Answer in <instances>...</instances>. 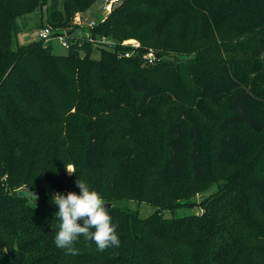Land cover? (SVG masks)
Listing matches in <instances>:
<instances>
[{
  "label": "trees",
  "instance_id": "trees-1",
  "mask_svg": "<svg viewBox=\"0 0 264 264\" xmlns=\"http://www.w3.org/2000/svg\"><path fill=\"white\" fill-rule=\"evenodd\" d=\"M37 1L0 0V264H264V137L254 153L238 136L245 128L264 134V115L256 113L264 111V60L259 58L264 40L251 53L253 61L239 66L222 61L217 73L205 72L212 54L236 50L228 49V38L264 32V0H124L88 29L92 38L111 37L114 47H93L84 37L64 54L54 51L53 42L17 45V19ZM97 1L71 0L68 6L86 8ZM64 4L50 8L48 22L60 24ZM125 39L141 42L138 54L121 55L130 48L121 45ZM97 48L99 57L93 53ZM150 48L159 60L146 64L142 54ZM184 76L191 99L190 88L173 93L174 79L182 83ZM161 92L180 101L177 119L167 124L163 156L140 146L119 149L112 161L105 160L106 118L114 117L112 127L122 125L116 132L133 138ZM221 98L226 101L217 122L216 163L233 168L241 161L247 167L226 178L224 187L204 201L203 213L167 216L164 210L174 213L184 204L150 196L151 175L183 178L189 139L193 177H207L205 129L196 123L186 128L185 122ZM133 156L141 164L127 159ZM69 163L78 172L103 164L107 174L86 182L106 202L128 198L157 210L143 217L112 204L108 209L120 246L99 252L81 237L80 254L66 255L53 243L59 208L48 189L79 195L76 174L66 173ZM135 166L143 170L135 174ZM20 188L39 194L36 205L15 193ZM182 194L175 199L186 197Z\"/></svg>",
  "mask_w": 264,
  "mask_h": 264
},
{
  "label": "rangeland",
  "instance_id": "rangeland-1",
  "mask_svg": "<svg viewBox=\"0 0 264 264\" xmlns=\"http://www.w3.org/2000/svg\"><path fill=\"white\" fill-rule=\"evenodd\" d=\"M71 1V0H70ZM69 0H40L35 3L36 5L33 7V11L26 13L22 17L17 19L18 27L21 29V34L18 35V40L21 42L31 43L37 40L35 35V30L43 27V25H50L55 30L65 31L69 34H84L88 32V29L76 23L78 16L85 17H95L96 20H101L106 18L109 13L103 10H100L101 1H97L93 5L86 8H75L74 6L69 7ZM65 3V4H64ZM64 4L68 8L64 10V14L62 20L59 25H53L48 22L47 18L49 16L50 8H55L57 6H61ZM26 32V33H24ZM253 34V35H252ZM248 34L242 37L233 36L231 39L228 38L226 44L230 46V49H236L234 52H220L217 55L212 54L209 57V64L207 65V74L209 72L212 74L217 73V68L222 61L232 62L235 66H239L240 64H244L245 61H253L252 52L256 49H259V46L263 44L264 40V32H257ZM25 36H28L27 40ZM106 39L112 40L111 37L106 36ZM262 39V40H260ZM32 40V41H29ZM20 42L17 43V45ZM225 44V45H226ZM16 47V46H15ZM93 47L96 46L93 44ZM53 48L56 53H66L67 49L64 48L58 39L53 40ZM154 51L155 48H150ZM100 49H95L93 51L95 57L100 56ZM164 57V55H163ZM264 60V50L260 52L259 58ZM170 60H173V57H170ZM264 63V61H263ZM202 65V64H201ZM188 72L184 71V75L188 76ZM172 78H175L173 75ZM157 79H160L157 77ZM184 82L180 83L179 79H174L172 85L177 88V92L173 93H181L183 90L190 88L189 84L186 82V77L184 76ZM191 95L189 98L193 97L192 88ZM179 92V93H178ZM192 96V97H191ZM187 99H185L186 101ZM226 99L221 98L216 100L215 102H211L209 104L208 112H202L199 110L200 114L193 121L188 119L185 122V127L188 128L193 123L201 125L206 132V148H205V162L208 168V175L205 179L198 180L193 177V173L190 168L189 161V139H186V145L184 149L183 158L185 160L186 165V174L183 178H164L159 174L153 173L151 178L153 182L150 185V196L163 198L168 202L175 203H183L180 207L174 210L172 213L170 210H164L163 213L167 216H181V215H189V214H201L204 212L203 204L204 201L216 194L219 189L224 187L226 184V178L231 177L235 174L236 171H242L247 167L246 162H241L240 164L234 166L233 168H225L223 166H219L216 163V152L219 148L218 145V131H217V122L218 118L222 112L223 104ZM187 103V102H186ZM180 101L176 99L173 94L169 92H161L153 102L149 103L148 108L150 110V114L148 116L141 119V123L137 133H134L133 138L129 135H120L116 132L117 128H122V125L119 124L117 126L112 127L111 121H114V117L106 118L105 132L106 137L103 139L102 143V152L105 160L112 161L113 156L112 153L118 151L119 149H126L129 151H136L140 146H148L149 148H145L146 150H150L152 152H157L158 157L163 156V152L166 150V140L170 138L167 135V124L170 121H175L178 116V110L180 108ZM183 107V106H182ZM181 107V108H182ZM211 107V108H210ZM125 111V108L123 109ZM256 113L259 115H264V111L256 109ZM107 116V115H106ZM185 118V114L183 115ZM240 139L250 144L254 150V153L258 150V146L264 134L262 136L254 134L251 130L245 128L243 131L238 133ZM133 140V142L131 141ZM138 142V143H136ZM78 145H72L73 152L77 154L76 148ZM76 149V150H75ZM253 156V155H252ZM130 162L135 161V163H140V160L135 156L131 158H127ZM101 164L97 168H82L79 172L76 169L73 163L67 164V167L72 168L76 172V177L73 179L75 182L78 178L84 181H95L99 180L101 177L105 176L107 172H105L106 168ZM135 174L140 173L143 169L140 167H134ZM239 171V172H240ZM67 175L68 172L66 170ZM80 173V174H79ZM74 175V174H72ZM69 175V176H72ZM146 187V186H145ZM48 193L50 199L52 201V196L54 195V190L52 188L48 189ZM186 194L184 198L175 199L176 196H180ZM181 195V196H182ZM106 202V201H105ZM115 203L122 206H127L132 210H138L143 217L148 216L155 212L157 208L149 203L142 202L138 203L137 200H132L128 198H124L121 200L114 201ZM172 204V203H171Z\"/></svg>",
  "mask_w": 264,
  "mask_h": 264
},
{
  "label": "clouds",
  "instance_id": "clouds-1",
  "mask_svg": "<svg viewBox=\"0 0 264 264\" xmlns=\"http://www.w3.org/2000/svg\"><path fill=\"white\" fill-rule=\"evenodd\" d=\"M66 170L69 175L76 174L74 169L67 166ZM76 187L80 190L79 195L70 191L66 195L57 192L52 196V202L59 208L54 214L59 221L53 239L54 245L63 249L66 255L73 256L80 254L76 244L81 237L85 242L94 243L99 252H104L108 248H118L120 246L118 225L112 223V217L101 193L79 178ZM28 196L36 205L38 197L33 193H28ZM80 220L82 224L78 223Z\"/></svg>",
  "mask_w": 264,
  "mask_h": 264
},
{
  "label": "built area",
  "instance_id": "built-area-1",
  "mask_svg": "<svg viewBox=\"0 0 264 264\" xmlns=\"http://www.w3.org/2000/svg\"><path fill=\"white\" fill-rule=\"evenodd\" d=\"M124 0H102L100 10H103L105 12H108L109 14L112 13V11L117 8ZM106 18L101 20H96L95 17H83L78 16L76 23L85 27L86 29H92L95 26H97L100 22L104 21ZM35 35L37 37V40L43 41L45 45H48L49 43L53 42L54 39H58L60 44L66 48L67 50L71 47L72 43H81V40L85 38H89V40L92 42V44L98 46H103L106 48H112L116 45V42L112 39H106L105 36L101 38H92L90 35V32L84 33V34H69L65 31L61 30H55L50 25H45L43 27H40L35 30ZM121 45L123 46H130L129 49L125 50L123 54L125 57H131L135 54H138L139 49L142 47V44L137 39H125L121 42ZM142 57L146 64H153L159 60V57L153 49H148L144 54H142ZM62 193L60 191H55V193Z\"/></svg>",
  "mask_w": 264,
  "mask_h": 264
},
{
  "label": "water",
  "instance_id": "water-1",
  "mask_svg": "<svg viewBox=\"0 0 264 264\" xmlns=\"http://www.w3.org/2000/svg\"><path fill=\"white\" fill-rule=\"evenodd\" d=\"M17 195H19V196H22V197H24V196H28V193H33V194H35V196L36 197H38L39 196V194H37L36 192H34V190H33V188H30V189H25V188H20V189H18L16 192H15ZM29 197V196H28ZM106 207L107 208H109L112 204L111 203H109V202H106Z\"/></svg>",
  "mask_w": 264,
  "mask_h": 264
},
{
  "label": "crops",
  "instance_id": "crops-1",
  "mask_svg": "<svg viewBox=\"0 0 264 264\" xmlns=\"http://www.w3.org/2000/svg\"><path fill=\"white\" fill-rule=\"evenodd\" d=\"M24 33H26V32H24ZM21 34V32L19 33V35ZM25 38H26V40H27V38H28V36H25ZM29 41H32V40H29ZM19 42H20V44H27L25 41L24 42H21L20 40H19Z\"/></svg>",
  "mask_w": 264,
  "mask_h": 264
}]
</instances>
